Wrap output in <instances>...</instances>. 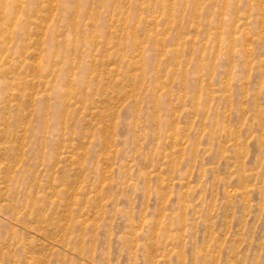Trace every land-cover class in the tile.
Wrapping results in <instances>:
<instances>
[{"label":"rangeland","instance_id":"374dc122","mask_svg":"<svg viewBox=\"0 0 264 264\" xmlns=\"http://www.w3.org/2000/svg\"><path fill=\"white\" fill-rule=\"evenodd\" d=\"M0 264H264V0H0Z\"/></svg>","mask_w":264,"mask_h":264},{"label":"bare ground","instance_id":"6f19581e","mask_svg":"<svg viewBox=\"0 0 264 264\" xmlns=\"http://www.w3.org/2000/svg\"><path fill=\"white\" fill-rule=\"evenodd\" d=\"M37 70V69H36Z\"/></svg>","mask_w":264,"mask_h":264}]
</instances>
